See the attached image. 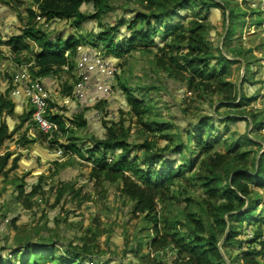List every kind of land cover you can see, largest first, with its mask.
Returning <instances> with one entry per match:
<instances>
[{"label": "trees", "instance_id": "trees-1", "mask_svg": "<svg viewBox=\"0 0 264 264\" xmlns=\"http://www.w3.org/2000/svg\"><path fill=\"white\" fill-rule=\"evenodd\" d=\"M11 1H17L18 4L23 2L22 0ZM87 1L94 3L95 13L87 14L81 10ZM110 1L31 0L37 10L28 8L30 18L26 26L20 33L11 37L7 44L17 56V61L24 60L21 57L25 52L31 53L28 61L34 58L30 67V73L34 78L61 74L66 71V67L72 74V59L75 58L76 62L78 61L87 39L81 33L67 34L38 28V23L35 21L37 16L45 18L47 23L72 19L71 25L79 28L84 27L89 20H97L98 31L95 27L91 28L96 35V41L103 42L106 48L104 55L115 58H122L126 54L127 50L118 40L119 34L126 25L127 31L130 32L125 38L128 41L126 47L132 51L142 49L149 52H152L155 46L162 47L163 54L157 55V64L167 71L171 78L185 84L193 95L207 98L209 95H222L223 102L219 108L227 107L232 114H239L238 109H242L243 112L248 111V108L244 107L255 99L254 95L248 96L245 91L240 93L237 85L230 80L232 68L229 64L233 61L222 51L216 55L205 39L208 28L207 15L211 9H229V18L233 21L240 18L238 4L232 8L221 0H136L142 5L143 11L138 10L129 24L120 18L116 24L104 26L101 22L104 13L116 8ZM183 11L187 12L184 14ZM189 16H192V19L187 24L166 21L176 17L183 21ZM161 24L165 27L164 31L160 28ZM123 34L126 35V33ZM159 34L167 40L163 46H160L156 40ZM28 41L35 42L36 51ZM183 49H187L185 54L181 53ZM179 57H182L183 62L179 60ZM212 59H216L218 70H212L210 66ZM69 77L63 84L62 94L71 97L74 84L69 82ZM9 78L12 81V77ZM119 82L129 106L138 116V121L145 123V118L154 113L153 106L145 99H138L125 83ZM11 88L12 86L9 89ZM9 89L6 93L0 94L1 114L14 113L15 101L9 95ZM239 97L240 100L236 103ZM107 104L106 100H101L94 108L104 116ZM55 107L56 102L50 101L47 117L58 125V130L54 132L53 137L49 138L50 135L41 130L33 138L24 134L19 139V143L28 146L42 140L51 146L60 144L66 155L73 150L92 162L90 177L95 179L97 184L100 185L105 181L120 183L122 194L133 203L134 214L144 215V218L154 225L155 237L150 242L153 248L159 249L173 245L178 252L176 260L179 264H237L239 261L241 264H264V261L260 259L264 256V241H259L264 235L262 226L264 217L257 213V206L263 196L254 188V185L264 188V150L260 153L262 144L246 135L231 142L228 152L217 151L215 146L219 141L212 137V139L208 138L209 130L215 127L216 122V116L212 114L199 122L198 130L188 132L187 141L174 142L162 148H158L157 141L153 140H145L138 145L132 144L131 129L125 125V119L105 120V137L92 136L85 156L83 148L73 141V136H69L70 141L67 144H62L60 138L74 132L77 128L88 127L86 111L89 107L79 109L72 117L53 111ZM250 117L252 131L260 130L263 123L259 120V114L252 109ZM239 118L234 115L225 120ZM20 121L21 126L28 122L29 126L38 127L34 120L33 106L20 116ZM153 123L156 128L153 129L148 124L146 127L154 132L160 131L161 125L157 121ZM141 131L144 133L143 129ZM13 133L14 131L9 130L8 123L2 121L0 146L9 140ZM165 136L168 140L172 137L170 134ZM171 141L173 142V137L169 142ZM191 142L196 144L195 151L191 150ZM250 145L258 148L250 149ZM137 150L141 152L138 154ZM13 155L14 152L11 151L0 153V175L5 178L10 172L19 168L21 155ZM178 155L180 157L185 155L187 161L178 165ZM172 156H175L174 159ZM188 173H192L191 180ZM184 182L189 186L197 185L204 192L201 194L204 217L194 213L188 215L190 232L187 236L185 233L182 234L179 228L172 227L168 220L163 221L162 228L158 213L159 202L170 199L175 187ZM18 187L17 200L27 209H31L35 196L43 192L42 183L33 185L30 192L27 191L24 183L18 184ZM70 191L74 197L80 194L73 183L62 184L57 194V203ZM185 201L192 203L190 198ZM246 221L258 226L255 235L250 240L248 249L242 251L240 248L233 252L228 263L225 258L226 249L241 234L237 224ZM228 222H230V229L221 247L223 255L219 243L225 236ZM12 225L16 226L15 219ZM20 241L19 248L12 250L14 257L12 262L2 260L0 264H86V259L90 258L92 261L93 257L97 258L96 254L99 252L97 235L90 229L86 236L81 238V243L71 244L72 248L69 245L66 249L71 256L58 254L52 244L34 245L30 238ZM253 243H258V246H251Z\"/></svg>", "mask_w": 264, "mask_h": 264}, {"label": "rangeland", "instance_id": "rangeland-1", "mask_svg": "<svg viewBox=\"0 0 264 264\" xmlns=\"http://www.w3.org/2000/svg\"><path fill=\"white\" fill-rule=\"evenodd\" d=\"M22 1V4H18L17 1L0 0V6L9 5V11L17 14L20 32L30 18L28 8L37 10L31 0ZM110 2L116 8L104 13L101 20L104 26L114 25L120 18L129 24L138 10L143 11L142 5L136 0H111ZM221 2L232 8L238 4V12H241L240 18L230 20L229 9H211L207 15L208 28L205 39L216 55L222 51L234 62L229 64L232 68L230 80L237 85L240 93L245 91L248 96L254 95L255 97L249 102V105L244 107L248 108V111L243 112L242 109H238V111L240 110L239 114L229 113L227 107L219 108L223 102L222 95H209L208 98L206 96L197 97L188 91L185 84L171 78L169 73L157 64V55L163 54L162 47L155 46L152 52L128 49L126 47L128 41L125 38L129 36L130 32L127 31L126 25L122 29V33L119 34L118 40L127 51L122 58H115L104 55L106 48L103 42L96 41V35L93 34L91 28L95 27L98 31L97 20H89L84 27L79 28L71 25L72 19L47 23L45 18L37 16L35 21L38 23V28L67 34H83L87 42L80 55L90 53L89 50L94 49L95 55L109 60L114 67L115 76L111 81H105L104 94L94 91L97 84L104 82V78L95 70L89 85L91 92L88 91V100L80 101L84 109L89 107L86 114L87 112L92 113L88 120L98 122L100 129L95 131L90 127L77 128L74 132L63 135L60 142L67 144L70 141L69 136H73V141L83 148V154L86 156V149L92 136L105 137V120L120 121L125 119V125L131 129L130 141L132 144L138 145L145 140H153L157 141L158 148H162L174 142L187 141L188 132L198 130L199 122L212 114L216 116L214 123L216 129L209 130L208 138L219 141L215 146L217 151L228 152L231 142L248 135L263 145L261 153L264 150V0H221ZM81 10L87 14L96 12L94 3L88 1L83 4ZM185 12L187 11L182 13L185 14ZM191 19L192 16H189L181 21L176 17L166 21L187 24ZM160 26L164 31L165 27L162 24ZM122 38L124 39L121 40ZM156 40L160 46H163L167 41L160 34ZM28 43L35 47L36 51L35 42L28 41ZM92 44L97 45L93 46ZM6 52L11 53V48ZM186 52L187 49H183L181 53L185 54ZM30 55L31 53L27 51L22 56H27L29 60ZM4 58L6 56L0 55V61H3ZM179 60L183 62L182 57H179ZM77 62L75 58L72 59V75L69 70L65 71L67 73L65 77L68 79L70 76L69 82L74 85L79 79L76 70ZM31 65H28L27 70L30 71ZM210 66L213 71L219 69L216 59L210 61ZM5 74L10 77L14 73L12 74L8 69ZM118 76H120V80H118ZM119 81L125 83L138 99H145L148 104L153 106L154 113L145 118V123L138 121V116L129 106ZM65 82L61 84L60 93H62ZM65 97L67 100L68 98L72 100L70 96ZM101 100H106L108 103L104 110V116L94 108ZM239 100L240 97L236 103ZM55 102L56 107L53 111L66 117L73 116L65 103ZM252 109L259 114V120L263 123L262 128L254 132L250 117ZM234 115L240 118L225 120ZM153 121H157L161 125L160 131L154 132L146 127L148 124L153 129L156 128ZM67 123L69 124V121ZM33 127L37 133L41 131L39 127H35V125ZM142 129L144 133H142ZM169 134L173 137V142H169L172 137H169L170 140L166 139L165 135ZM39 143L38 145L33 144V147L30 146L29 157L36 161L29 163L27 169L20 167L18 170L10 172L6 177L7 181L4 179L3 182H0V261L12 262V258H14L12 250L19 248L20 240L25 241L28 238L32 239L34 245L52 244L58 254L71 256L66 249L69 248V245L72 248L71 244L81 243V238L85 237L90 229L97 235L99 252L96 254L97 258L93 257V262L90 258L86 259V264H179L176 260L178 252L173 245L159 249L151 246L150 242L155 237L154 225L149 223L144 215L134 214L133 203L122 194L120 183L114 184L105 181L99 185L95 179L90 177L93 168L92 162L73 150L68 155H59L60 144L51 146L42 140ZM190 147L191 150H196L194 142L190 143ZM251 148L258 147L250 145ZM36 151L37 153H35ZM137 152L139 154L141 151L137 150ZM174 157L172 156L173 159ZM178 157V165L187 161L185 155L183 157L178 155ZM188 176L191 180L192 173H188ZM65 182L73 183L80 194L74 197L70 191L57 203L59 188ZM20 183L26 184V189L29 192L33 185L42 183L43 192L35 196L31 209H27L17 200L18 184ZM254 188L263 196L257 206V213L264 217V188L257 185H254ZM201 194L204 192L197 185L189 186L185 182L178 184L170 199L166 202H159L160 226L163 228V221L168 220L172 227L179 228L182 234L185 233L187 236L190 232L188 215L194 213L204 217ZM187 198H190L192 203L186 202ZM14 219L16 226L12 225ZM237 225L241 234L230 247H227L225 256L228 260L236 250L248 249L249 242L258 227L249 224L248 221ZM262 226L264 228V222ZM223 239L219 243L221 247ZM259 241H264V235ZM253 245L258 246V243L251 244V246ZM260 259L264 261V256ZM237 264H241L240 261Z\"/></svg>", "mask_w": 264, "mask_h": 264}, {"label": "crops", "instance_id": "crops-1", "mask_svg": "<svg viewBox=\"0 0 264 264\" xmlns=\"http://www.w3.org/2000/svg\"><path fill=\"white\" fill-rule=\"evenodd\" d=\"M10 6L9 5H2L0 6V55L6 56V58L3 59V61H0V94L6 93L8 89L12 86L9 92V95L13 98L15 101V109L13 114H6V113H0V123L2 121H6L9 126V130L12 132L14 131L12 137L7 140L3 145L0 146V153L3 154L7 151L14 152L13 156L21 155V159L19 162V168L27 169V165L29 163H33L36 160L34 158H30V146L33 147V144H40V141H37L36 143H33L31 145L25 146L19 143V139L25 134L29 138L36 137V129L33 126H29L28 122H26L24 125L21 126L20 116L30 110L32 108V104L30 102V99L22 92V89L20 86H18L14 82V75L21 70H27L28 65H31L33 61L30 62L25 56H22L24 60L17 61V56L12 52L7 53V49H10L11 47L6 43L11 37L14 35L20 33L18 30L19 24H18V16L17 14H14L13 11H9ZM17 28V29H16ZM17 30V31H16ZM91 53L92 50H89ZM11 70L12 72V81H10V78L5 74V71ZM77 70V69H76ZM67 73L63 72L58 75L53 76H47L42 79L45 86L47 87L50 96L53 101H58V103H62L67 105L66 107L72 112L73 114L79 111V109H83V106L79 100L72 99L68 100L67 97L63 96L62 93H60L61 84L66 81V75ZM75 74V72H74ZM73 74V75H74ZM72 75V74H71ZM20 91V92H17ZM91 92V91H90ZM60 98V99H59ZM67 102V103H66ZM90 115H92L91 112H87L86 117L89 118ZM89 121V120H88ZM94 129L95 131L100 129V125L98 122L91 120L89 121L88 128ZM36 145V146H37ZM4 150V151H3ZM35 150V148H34ZM33 150V151H34ZM37 153V151L35 152ZM36 157V155H34ZM31 161V162H28ZM18 168V169H19ZM17 169V170H18ZM6 178L3 175H0V182H3Z\"/></svg>", "mask_w": 264, "mask_h": 264}, {"label": "built area", "instance_id": "built-area-1", "mask_svg": "<svg viewBox=\"0 0 264 264\" xmlns=\"http://www.w3.org/2000/svg\"><path fill=\"white\" fill-rule=\"evenodd\" d=\"M65 69L68 68L66 67ZM76 69L79 79L74 85V90L70 98L81 102H86L88 100V91H90L89 85L91 84L92 74L95 70H97L99 75L104 78V82H100L95 86L94 91L96 92L104 94L106 85L105 81L109 82L115 76L114 67L110 64L109 60L100 58L91 52L80 55ZM14 82L20 86L22 92L30 99L31 104L34 107V120L39 129L48 133L50 135L49 138H52L54 132L58 130V125L47 117V110L50 105L51 96L42 79L34 78L30 71L25 69L18 71L14 75ZM58 152L59 155H66L65 150L61 147L58 149Z\"/></svg>", "mask_w": 264, "mask_h": 264}, {"label": "water", "instance_id": "water-1", "mask_svg": "<svg viewBox=\"0 0 264 264\" xmlns=\"http://www.w3.org/2000/svg\"><path fill=\"white\" fill-rule=\"evenodd\" d=\"M229 229H230V222H228V226H227V229H226V232H225L224 239H225L226 235L228 234ZM224 239H223V240H224ZM219 247H220L221 253L224 255V253L222 252V249H221V244H219ZM225 258H226V257H225ZM226 260L228 261L227 258H226ZM228 263H229V261H228Z\"/></svg>", "mask_w": 264, "mask_h": 264}, {"label": "clouds", "instance_id": "clouds-1", "mask_svg": "<svg viewBox=\"0 0 264 264\" xmlns=\"http://www.w3.org/2000/svg\"><path fill=\"white\" fill-rule=\"evenodd\" d=\"M65 70H67V69H65ZM51 101H53L52 98H51Z\"/></svg>", "mask_w": 264, "mask_h": 264}]
</instances>
